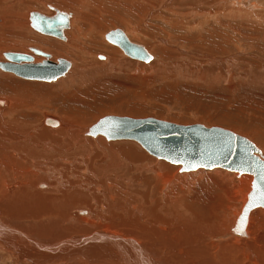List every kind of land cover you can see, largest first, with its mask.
<instances>
[{"label":"bare ground","instance_id":"6f19581e","mask_svg":"<svg viewBox=\"0 0 264 264\" xmlns=\"http://www.w3.org/2000/svg\"><path fill=\"white\" fill-rule=\"evenodd\" d=\"M45 1L53 5H45L48 12L42 9ZM63 7H76L75 16L72 18ZM55 11L69 14L68 26L62 30L63 39L46 36L65 43L40 36V32L37 34L30 28L31 12L52 17ZM136 19L140 23L135 24ZM109 21L124 27L126 35L116 30L128 43L138 46L131 39H147L148 48L156 56L166 52L162 59L152 58L138 46L150 61L135 59L104 34V40L123 54L147 64L135 65V69L149 77L175 72V77L189 76L200 84L229 81L232 75L222 81L219 75L209 76L199 71L204 65L217 68L218 64L225 66L226 63L225 58L212 55L215 50L210 51L201 44L207 34L212 37L211 34L217 33L227 40L228 31L241 39L249 36L247 31L253 32L251 38L257 32L259 40L252 39L264 46V0H0V60L1 56L5 60L0 65H27L25 61L8 63L5 51L30 56L29 65L44 61L58 65L62 59H54L46 52V57L39 55L41 61L35 62L30 54L35 55L33 48L71 55L73 69L59 79L54 90L83 82L85 73L97 69L115 66L129 69L132 65L127 63V58L101 40L108 23L111 24ZM67 30H71L70 39L65 36ZM175 39L182 43L180 47ZM29 41L33 43L30 46ZM185 43L197 52H189ZM96 51L106 53L101 61L94 55ZM173 57L174 61L165 62ZM229 59L231 62L233 58ZM62 60L68 68L56 79L71 68L70 61ZM261 62L264 64V59ZM9 73L19 77L0 69V82L31 85ZM260 79L264 83L263 73ZM4 99L0 98V261L9 260L12 264H264V208L249 212L243 233L236 228L249 201L251 177H245L247 181L234 187L233 180L218 171L220 168L211 169L213 175H205L202 169L195 170L194 174H178L173 165L167 167L156 160H140L135 150L116 149L102 138L108 142L119 140L90 133L108 116L92 123L85 133V128L79 130L65 116L61 119L53 114L39 125H26L13 117L15 100ZM38 130H41L40 137ZM258 151L257 156L264 157L263 151ZM236 199L240 203L234 209Z\"/></svg>","mask_w":264,"mask_h":264},{"label":"rangeland","instance_id":"374dc122","mask_svg":"<svg viewBox=\"0 0 264 264\" xmlns=\"http://www.w3.org/2000/svg\"><path fill=\"white\" fill-rule=\"evenodd\" d=\"M45 5L52 4H49L47 1L44 2V8L42 9L48 12L45 8ZM63 8L62 9L64 11L70 12L73 15L72 18L77 12L76 7H71V9L67 8L68 10L65 9L66 7ZM32 10H28L27 12H30ZM109 22L111 24L108 23V27L105 29L101 37V40L104 42H106L104 40V34L108 33L109 31L120 29L125 33L123 26L119 25L117 22ZM134 23H140L139 19H136ZM209 23L214 24V22L211 20ZM234 26L237 27L239 25L236 22ZM30 28L32 27L30 26ZM69 31H65V36L70 39L68 35ZM143 31L146 32L147 29H143ZM33 32L36 33L35 31ZM249 32L250 31L246 32V34H249V36H245L243 39H241L239 37H235L237 35H232L233 33L228 31L226 36L227 40H225L224 36L218 35L217 33L211 34L212 37L207 34V37L205 36L204 42L202 41L201 43L202 45H205L208 50H215L212 55L223 57V59L225 58V61L228 64L224 62L226 67L218 64L217 68L211 65H204L202 69L199 70L200 73L209 76H213L215 74L219 75L222 81H225L228 75H232L231 79L224 83L213 82L209 85L205 83L200 84L189 76L183 77L182 74H180L182 75V77H178L177 75L175 77V72H169L170 74L168 76L167 74L165 76L160 73L159 75H150L149 77V74H142L139 72V69H135V65L141 66L147 64L142 63V61L140 62L129 58L128 56L123 54V52L118 47L106 42L105 44L110 47L116 48L125 59L127 58V63H130L129 65H132L129 69H124L122 67L118 68V66H115V68L113 67L111 69L108 67V69H97L93 72L85 73L83 82L67 84L61 90H54L53 88L56 87V84L58 85L59 79L64 78L73 69L74 58L68 54L58 55L54 52L45 50L44 53H50L53 58H64L70 61V70L63 77L47 83L41 81L20 79L19 77H16L15 75L9 73L13 75L14 78H16L18 81L23 83H30L31 85H20L18 83L9 81L0 82V98H11L15 100L13 117L18 122L26 125H30L33 123L39 125V123L49 115L50 117H52L53 115L54 117L58 116V118L61 117V119L65 116L66 119H70L69 121L75 122L77 127H80L79 130L85 128L83 129L84 131L82 130L83 133H85L87 131L86 129H88L89 126H92V123L95 124L98 120L105 116H119L137 119L154 118L180 125L201 124L205 127H220L232 131L250 140L258 150L263 151L261 153H263L264 155V83L260 79L262 73L264 74V64L261 62V60L264 59V46L258 43L259 41L252 39H258V37H260L259 33L254 31V33H256L251 38L253 32ZM38 35L46 36L40 33ZM46 37L51 40H58L53 37L50 38V36ZM216 37H218V39ZM233 37H235V39H233ZM14 39L17 38L14 37ZM17 40L22 41V39ZM24 40H27V38H24ZM225 41H227V43ZM58 42L65 43L61 40H58ZM130 42L138 46H142L145 51L152 56V58H157L158 56L159 59H162L166 56V52H160L156 56L154 52H152V50L148 48L147 39H143L140 41L131 39ZM174 42L178 47H180L182 44L176 39L174 40ZM211 42L218 43H213V45ZM222 42H224V44ZM22 43L25 42L22 41ZM32 44L33 43L31 41L27 43L28 46ZM233 45H236V47ZM185 46L188 47L189 52H197L196 50L189 48V44L185 43ZM208 50H206V52H209ZM221 50H223L222 52H224V55L218 53V51L221 52ZM236 50H239V52L241 51L242 55L239 54V52H237ZM27 52V54L29 55L30 52ZM4 53L19 52L5 51ZM30 54L32 55V57H36L37 61L40 59V57L38 59L39 55L35 56L36 54ZM94 55L104 56L106 55V53L104 52L102 54L101 51H96ZM1 57L2 58L0 60V63H4L5 60L3 56ZM231 57L233 59H231L230 62L229 58ZM98 60L100 59L98 58ZM174 60L175 59L173 57L169 60H165V62H172ZM214 71H218V73ZM161 76H163V78H160ZM252 76L255 78L257 77L258 80L254 79ZM56 128L53 127L52 129ZM40 131L41 130H38L37 132L38 137L41 136L39 133ZM84 137L88 136L86 135ZM90 138L94 140V138ZM104 139L105 138L103 137L102 140L104 142L114 145L116 149L125 148L127 150H135L138 153V159L140 160L146 162H148L149 160H156L167 167L172 166V164H169L165 161L162 162V160H158L155 157L147 154L144 149L135 141L119 140L108 142ZM172 167H175L177 169V173L181 174L179 166L173 165ZM198 170L200 169H197L196 171ZM214 171L217 170L214 169ZM218 171H221L222 174L224 173L223 175L229 176L233 180L232 182L235 183V185L234 183H231V186L234 185V187L240 185L241 182L244 183L245 180L247 181L245 177H251L253 180L252 175L249 174L238 175V173L229 172L223 169H219ZM201 172L205 175H211L213 173L212 170L206 171L203 169ZM184 173L194 174L196 172H182V174ZM241 177L244 178L242 179ZM239 203L240 200L236 199V201H234L232 205L233 208L237 209L239 207ZM0 264L12 263L9 260H5L0 261Z\"/></svg>","mask_w":264,"mask_h":264},{"label":"water","instance_id":"95a60500","mask_svg":"<svg viewBox=\"0 0 264 264\" xmlns=\"http://www.w3.org/2000/svg\"><path fill=\"white\" fill-rule=\"evenodd\" d=\"M29 22L35 31L63 39L62 30L68 26L69 14L55 11L52 17H47L31 12ZM105 37L120 46L128 56L143 61L149 59V56L139 48L140 46L128 43L118 30L106 33ZM32 52L45 56L35 49H32ZM4 57L8 63L27 62V65H0L3 70L25 79L51 81L68 68V64L62 59L58 60V65L47 61L29 65L32 61L30 56L4 53ZM91 132L99 133L108 140L135 141L152 156L179 166L180 172L220 168L240 175L251 174L253 181L249 201L244 205L236 222V228L241 229L238 231L240 233L245 230L249 212L258 207L264 208V179H262L264 157L257 156L259 151L245 137L220 127H205L201 124L180 125L154 118L113 116L99 121Z\"/></svg>","mask_w":264,"mask_h":264},{"label":"flooded vegetation","instance_id":"af4514ba","mask_svg":"<svg viewBox=\"0 0 264 264\" xmlns=\"http://www.w3.org/2000/svg\"><path fill=\"white\" fill-rule=\"evenodd\" d=\"M34 57V56H33ZM39 58V57H38ZM35 61H36V57H35ZM38 61H41V58L38 60ZM38 61H36V62H38Z\"/></svg>","mask_w":264,"mask_h":264},{"label":"snow or ice","instance_id":"6c2138e0","mask_svg":"<svg viewBox=\"0 0 264 264\" xmlns=\"http://www.w3.org/2000/svg\"><path fill=\"white\" fill-rule=\"evenodd\" d=\"M262 179H264V177H262ZM237 231H241V229H237Z\"/></svg>","mask_w":264,"mask_h":264},{"label":"crops","instance_id":"0c3cea01","mask_svg":"<svg viewBox=\"0 0 264 264\" xmlns=\"http://www.w3.org/2000/svg\"><path fill=\"white\" fill-rule=\"evenodd\" d=\"M110 32V31H109ZM5 100V99H4ZM8 101V100H7ZM9 102V101H8ZM80 212H83V211H80Z\"/></svg>","mask_w":264,"mask_h":264}]
</instances>
